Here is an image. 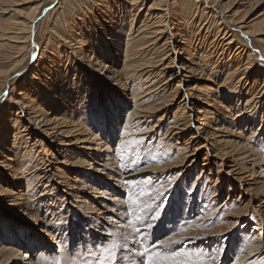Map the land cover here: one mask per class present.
Segmentation results:
<instances>
[{
  "label": "bare ground",
  "instance_id": "bare-ground-1",
  "mask_svg": "<svg viewBox=\"0 0 264 264\" xmlns=\"http://www.w3.org/2000/svg\"><path fill=\"white\" fill-rule=\"evenodd\" d=\"M126 1L128 2L129 0ZM146 1L147 0H130L129 3L132 6H122V3H118L119 6L122 7H117L118 16H113L112 14L111 16L105 14L104 16H102V13H99V15L104 19V22H106V25H111L109 26L111 28L110 32L108 31L106 25L99 24L96 15H92L91 21L93 22H91L90 19L89 22L94 23L93 26L95 29L101 27V35L105 36L106 39L103 42L105 48L104 53L100 55L99 58L97 56L95 57V63L98 66H101V69L107 71L108 73L106 74H110L111 78L113 77L115 79L116 75L117 78L114 82L117 86H120L122 90H125L126 87L127 90H129V83H131L132 88L130 89V96L133 102H135L134 114L139 119V121L147 118L153 119L156 116L161 115L158 119V123L160 124L157 123L155 124V126H153L154 131L156 127L162 124L164 125L168 120V116H170L171 113L174 112V110L176 111L173 114V125L167 129L168 137H170V139H167V142L170 144L171 140L175 138L177 141L179 139H182L183 143L181 145L183 146L181 149L184 150V152L181 156V160H179L178 163H170L173 165H169V163L167 164L166 162V158L168 156V149L170 148V145L166 146L162 153L160 151L159 153H161V155L157 154L158 156L156 161L158 160L157 163L159 162L161 164H163V162H166V164L164 165L167 166H165L162 172L175 173L177 171L180 172L183 170L188 171V169H190L191 167L193 168L196 167V165H200V174L202 172V174L205 173L206 175L204 176L207 177V179H209L211 182L212 178L210 177V175H208V173L211 172L212 165L216 163L217 160L228 161V159H231L230 162L232 161L234 163L231 162L228 166L229 169L225 171V174L229 177L230 189L233 188V186H237L232 182L235 181L238 183L237 188H244L245 194L247 196L241 197L240 200H238L239 203L234 202L238 208L236 207V212L228 213L225 215L228 221L225 219L227 221L226 225L222 227L225 229H230V227L236 225L237 221L239 220L233 219V217L242 218L247 214L249 209H255L264 220V198H262L256 206L252 204L261 193L260 190L262 188L258 187L259 184L256 185L257 183L261 182L259 177H264V136H262V133L260 131L262 127L264 128V124L260 128H253V125L250 124L247 127L249 123L243 122L245 110L248 104H250L249 109L251 108V110L252 108H260V111L262 112L264 118V80L262 82V85L258 87L261 78L259 77L258 73H256V58L254 57V55H259L264 58V14L262 18L259 19L255 16H252L253 14L248 15V9V11H246L247 13L245 12L244 15L234 18L235 16H232L231 12L232 8H228L229 10H226L227 6H224L223 0H173L172 2H170V0H153L152 3L149 4L145 12L144 18L140 20V16L142 14H139V11H141V9L137 11V6L141 4V6L143 7L146 4ZM190 2L192 3V8L195 7L196 11L194 12V14H192V12L186 13L185 11V5H190ZM102 5L103 4H101V6ZM39 6L40 4H37L35 6L33 12L29 15L30 17L16 22L17 28L15 27L16 30L13 29L15 32H10V28H7L8 30H6V32H0V47H5L7 46L6 43L10 44L12 42L18 53L23 51L22 49H24L26 42L32 41L33 32L39 24V22L36 23L37 17L39 15V13H37L36 11L39 10ZM199 8H202L206 13H209L211 15L213 23L215 25L211 24V19L210 24L204 22L202 17L198 19ZM171 10L174 11L172 12ZM133 11H135V14H131ZM228 12H231V14H229ZM128 15H133V17L129 20L130 27L127 28V31H129L127 33L124 31L126 28L123 27V25L124 23L127 24L126 17ZM107 16L109 18L111 17L110 20L107 19ZM83 19L84 18L82 17V21H85ZM135 23L136 25L134 26ZM77 26L80 25L78 24ZM170 26L173 27V30L172 28L170 29L171 31L169 30ZM215 26H217V28ZM80 29L81 26L77 29V31H75L78 35H81L78 31ZM87 31L90 32L91 29H87ZM169 31L171 35H179V40H177L178 44L176 46V48L179 50V55H174L173 57L165 56L161 60H154V55L156 54L155 46L160 44V47L163 49L162 51L167 50V47H169V39H172V36L168 34ZM10 33H13V35H9ZM22 34L25 35L21 36ZM133 34H135V36H132ZM84 35L85 34L80 36L82 37L80 39L81 42H83V39H85ZM212 35L213 39L210 40ZM94 37H96V39L99 38L98 36ZM73 39L75 40V38ZM18 42H20L21 46H19L20 44H18ZM67 42L70 43L69 40ZM35 45H38L40 48L39 41H36V39ZM206 46H208V48H206ZM171 47L170 49H168V53H170V50H172ZM20 49L22 51H20ZM45 49L46 48H41V50L39 51L40 55L38 56L37 60H39L41 64L39 63L33 66L34 68L32 67L33 69L36 68V70H32L33 73L30 79H39L40 81L38 80V83L41 86H43L41 83H43V81H46L47 89H49V87L54 88L53 94H55L54 96H57L56 98L60 100V102L57 103L58 107L56 109H52L49 108L50 102H44V106L42 104H33L30 102V100L21 98L20 100L22 102H20L19 100V104H24V107L29 108L32 114V120H34L37 127L42 128L44 134H35L33 138L28 136L29 132L27 133V129L30 127V125L25 126L24 124H22V116H20L21 114L19 115L18 113H16V118L14 120V125H16L15 131H13L14 134L12 135L11 142H8L15 151L12 154H8L5 157V160L0 161V166L5 170V176L3 178H0V199L2 200V202L13 212H22V215L25 216H20L21 219L23 218L22 220H26L27 218L29 221L33 222L31 223L33 226L40 224L44 225L41 226L40 230L38 231L40 233L39 235L41 236L40 238L43 241H34L32 239L29 240L30 236L26 235V233L19 236V241L24 242V239H26L28 240V242H30V244H37L38 248L42 250V252L38 256L39 259L45 257L46 259L50 260V258L53 257L54 254L43 256V251L50 249L51 245L54 244L58 248L66 247L68 251H70L68 254H66V250H62L63 258L67 261L68 264H75V262L77 264H82L83 261H88L89 259H86V257H89V254L92 253L94 249L89 246L86 248L83 247V240L77 243L73 241L74 235H72L71 233L72 231H74L73 223H71V225L62 227L61 223L65 221L63 219V221L60 222V220H62V215H70V213L72 214L73 209L71 208H75L76 211L72 215L74 216V214H77V216L80 218L81 214H83L84 222L89 221L93 225H97L99 219L101 218L109 221L108 225L110 227H106L105 230L107 234L109 233L110 235H104L102 240L100 239L101 237H99L97 242L105 240L110 245L111 242L113 243L119 237L123 239L126 238V244L129 247L124 250H131L132 261L140 257L144 259V262L147 260L148 263L149 261H151V263L153 264L158 258H166L167 255H169L166 247V242L168 241V239L172 238V236L168 237L167 235H165L167 233L166 229H162L159 231L161 234H163L162 236H160V239L162 240L157 241L152 247H148V245H146V241L149 239L146 234L151 232H147V230H150L146 229L148 226L145 227L142 225L138 229L140 231H143L141 235L146 236L144 241H140V234H138L137 238L133 239V235L135 233L134 228L136 227L133 224L131 214L132 206H128L130 209H127V205L122 204L124 201H122L121 199L125 194V185H123L126 183L125 177H122L121 173L116 170L115 163H113V157H108L109 154H104L107 156V158L105 159L106 156L103 158L100 154L103 150H105V148H103L104 143L101 141L102 137H100V135L105 136L106 133H110L111 136H113V130L119 123L118 120H122L123 117L122 112H119V106H122L121 104H123V106H128V104L122 101L120 97H107L109 98V100L104 104V99H101L100 96H98L95 102L100 105V108L102 107L104 112L103 117L99 112H95V108H93L94 112H92L91 109L88 110L83 118L81 116H79V118L75 117L76 114L78 115V111L73 112L77 105L75 100L72 102V98H78V96H76L79 93L78 88L80 86L78 85L86 83L89 80L84 76V74H82L83 71H80L79 75H77L74 80H68L63 76V74L58 75L54 72L52 76L51 72L53 71H51L50 69L45 74H42V76L45 77L43 79L40 74V71L42 70L41 68L43 67L41 61H43L49 53L48 51L47 53ZM90 52L91 54L89 56H94V54L98 52L96 46H91ZM180 52L182 55L180 54ZM34 53L37 54L36 51H34ZM218 53H220L221 57L223 56V58L227 57V61L223 63L221 62L222 66L220 67V69H224L225 71L224 79L220 82L211 80L213 82V85L217 86V88H214L212 85H206L205 83L200 85L198 82H196L198 73H200L203 68L207 66V64H209V70H211V73H215L214 70L217 66V63L216 61L209 62V59L210 56L214 57V55H217ZM118 55H122L123 65L121 67H118V61L114 59V56ZM49 59V62L52 63L53 59L50 57ZM106 63L110 65H107ZM21 66L22 64H20L18 68H14L13 73L4 76L6 78L4 79V83L6 86H9V90H11L12 92L15 91L14 87L17 84H13L11 79L15 76L24 78L26 77L25 72L28 66L25 65L23 68ZM57 66L58 65L55 64L54 67ZM19 67L22 69H20ZM252 72L254 75L256 74V77H253V79L251 76ZM53 78L54 80H52ZM134 80H136V82ZM33 84L34 82H31L27 79L19 83L20 87L24 86L26 90L34 86ZM202 88H204L205 91ZM229 88H232L234 90H237V88L241 89L242 97L239 98V96L237 95H231L232 97H230L228 101L226 100V102H222L220 100L222 102L220 103L221 106L220 110L218 111V115L220 118H215V120L210 121L212 113H214V111H212L210 107L213 109L217 108L216 106L218 105L217 99L219 93H221L224 89ZM136 89L139 90V94L136 93ZM94 91L95 89L87 88V92L79 95V99L81 96L83 98L87 97L86 99L89 100L92 97ZM255 91L256 93L253 94ZM12 92H10L9 94L12 96L15 95L12 94ZM202 92L204 93V95H200V93ZM181 95L183 97L182 99H179L181 98ZM3 96H1V98H3ZM200 96L203 99L201 100V102L204 103L203 105H206L207 107L199 106L195 112H192L193 107L191 105L195 106V103L198 102ZM242 98L245 99L244 103L242 102L243 100H241ZM113 99H116L117 101L114 102ZM138 100L140 101L136 102ZM243 104L244 107H246L244 108V110L242 109ZM104 106L106 107L104 108ZM12 108L14 111V107ZM105 111H107V118H105ZM230 111L231 113H234L235 111V115L229 122H227L230 124L229 125L226 123V117L229 116L228 112ZM70 115L75 118H68V116ZM223 115H225V117H223ZM218 122L219 124L213 125V123ZM52 123L57 125L53 126L55 130H51L52 128H49V125H52ZM126 124H128V121L125 122V125ZM226 124L229 127H225ZM261 124L262 123H260L259 126ZM242 125L246 126L247 129L245 130V127L242 128ZM5 126L3 125L2 129L6 128ZM97 126L101 127V129L97 128ZM231 126L233 128H238L237 132L235 133L236 138L234 137V142L233 140L231 141L230 138H226V134H224L226 133V128L230 129ZM98 129L102 130L103 134L102 132L99 133ZM159 129H161V127ZM194 130L195 132L189 133L190 131ZM247 130L249 131V136L254 137L253 139L255 140V144H251V142L247 143L248 139L246 138L247 135L245 133V131ZM56 132H59V134L63 135V137H68L67 139H61L59 145L65 147L66 149L67 146L70 145L72 147H75L73 148L75 152H71V158H74L73 162L70 163L71 165L82 164L83 162H86V156L89 157V159L91 158L90 160H93L94 162H96L98 158L102 159V163H99L97 169H94V171L99 172L101 170H109L110 172L106 173L105 175V182L101 179H99L101 181H99L98 179H94V175H89L88 173L81 174L82 176L86 177V179L83 180L79 177L73 179V182L70 181V178L66 179L65 171L63 169H60V167L57 165V161L55 162L53 160L55 156L50 154L51 151H48L49 147L44 146L45 141L38 138V136H41V138H47L48 140L52 141L54 139L53 135L57 134ZM187 134L188 136L185 137V135ZM156 140L157 139H155V141ZM231 142L234 143V145L230 146L231 149H227V145ZM178 144L179 142H177V145ZM2 147L4 146H1L0 154H3ZM22 148L25 149L18 155L19 150H22ZM7 149H9V147H7ZM239 149H241L240 152H238ZM78 150L83 154V156L82 154L81 156H76ZM97 152L98 155H96ZM189 152L191 153L189 154ZM201 154L204 155L202 163L200 162ZM47 156H51L53 159L47 158ZM80 157L85 160H81ZM168 157H170L171 159V155ZM47 162H49V164H47ZM174 162H176V160ZM17 164L19 166H17ZM45 165L46 170H44ZM42 169L45 171H43L45 174H43L44 176H41L42 172L40 170ZM206 171L208 173H206ZM56 172H58L59 174H57ZM247 172L250 174L245 175ZM8 175L10 176L11 181L10 179H8ZM54 175H58V178L63 177V179H66V185H63L64 189L62 191L63 194L67 197L62 196V194L57 192V190L62 187L60 183L62 181H58V183H53L52 186L47 187L48 185H50L48 183H50V179L53 178ZM249 175L251 177H248ZM89 176H91L90 179ZM204 176L203 178H205ZM43 178L48 180V183H46L44 188L40 189L41 186H38L37 184L40 183ZM88 181L93 183L87 185ZM77 182H81L80 185L88 186L89 189L94 190L95 193L91 191L92 193L86 194V191L83 192L82 190L84 188H81ZM96 182L99 184L98 187L94 186V183ZM213 187L215 188V186ZM231 190H229V192ZM47 191V196H44L43 194ZM250 191H253L254 195H251ZM215 192H217V194H215L216 196H218L220 190H217ZM261 195H264V192ZM69 196L74 198L76 197L74 203L72 205L70 204V206L67 202L70 200ZM80 196L86 197L87 199L85 200ZM63 197L67 198L68 200H66L65 198L63 200ZM89 200H91L93 203ZM94 204H98L99 208H96ZM59 206L62 207L59 209ZM223 207L224 204H222L219 208ZM49 215H52L50 221H48ZM141 215L142 213L138 212V214L135 215V219H141L142 222L145 223V215L143 214L142 217ZM202 215L203 214H200V216ZM54 220H57V223L60 224L59 227L54 226ZM151 222L152 220H149V223ZM67 224H69V222ZM77 224L80 225V223L78 222ZM171 225L172 224H170L168 227H170ZM70 229H72L71 232H69ZM192 231L195 230L192 229ZM3 232L5 233V231ZM196 232H194L195 236L197 235ZM203 232L211 234V232L208 231ZM1 233L2 232L0 228V236H2ZM68 233L70 234V237ZM180 234L182 235L183 233L181 232L178 235H174V239L177 238ZM188 234L191 233L186 232V235ZM195 236L190 238L192 241H187L185 245L191 246L192 249L190 248V250H192L193 252L197 251V253L202 258H206L208 255H210L208 252L209 250L204 248L201 241H198ZM16 243L19 242L17 241ZM194 246H197V248H194ZM98 247L99 246H96V251H100ZM75 250H79V252H82L84 256L73 253ZM17 251L18 245L16 246L15 243L13 244L9 240L0 239V263L4 257H9L11 260L12 255L16 254ZM246 251L245 253H248ZM119 254V258L123 259L125 257L129 259L125 252H119ZM15 257L16 256H13V258ZM15 259H19V261L24 264H37L31 257H27L26 254H21L20 258ZM87 264H89V261Z\"/></svg>",
  "mask_w": 264,
  "mask_h": 264
},
{
  "label": "rangeland",
  "instance_id": "rangeland-1",
  "mask_svg": "<svg viewBox=\"0 0 264 264\" xmlns=\"http://www.w3.org/2000/svg\"><path fill=\"white\" fill-rule=\"evenodd\" d=\"M152 1L153 0H147L146 4L143 7L141 6V4L140 5H138L139 3L137 4L138 5L137 11L141 9V11H139V14L140 13L142 14L140 16V20L144 18L145 12L149 4L152 3ZM172 1L173 0H170V2ZM257 1L258 0H223V4L225 7L227 6L226 10H229L230 8H232L231 12H232V16H235L234 18L244 15L245 12L248 11L249 9L250 12L248 11V15L253 14L252 16H255L260 19L262 18L264 14V0H260L258 2ZM129 2L130 0L128 2L126 0H60V1L59 0H37V1L36 0H7V1L0 0V32H6V30H8L7 28H10L9 30L10 32L16 30L17 28L16 22L22 19H27V17H30L29 15L33 12L35 6L37 4H40L39 10L36 11L37 13H39L36 23L39 22V24L37 25V28L33 32L32 41L26 42L24 49H22L23 51L20 49V51L22 52L18 53L15 46H13L14 44L12 42L10 44L6 43L7 46L5 47H0V92H1V96L4 95L3 98H1L0 96V148L1 146H4L2 147L3 154H0V161L5 160V157L8 154H12L15 151L9 145L8 142L9 141L11 142L12 135L14 134L13 131H15L16 125H14L15 124L14 120L16 118V113H18L19 115L21 114L20 116H22L21 117L22 124H24L25 126L30 125V127L27 129L28 130L27 133L29 132L28 136L33 138L35 134L37 135L38 133L44 134V132L42 131V128L37 127L34 120H32V114L29 108L24 107V104H19L20 102H22L20 100L21 98H24V99L26 98L25 100H30V102L33 104H38V105L42 104L44 106H45V104H43L44 102H47V103L50 102L49 108H52V109H56L58 107L57 103H59L60 100L56 98L57 96L56 97L54 96L55 95L53 94L54 88L49 87V89H47L46 81H43V83H41L43 86H45L43 87L38 83L39 79L38 80L30 79L33 73L32 70H36V68L33 69L34 68L33 66L40 63L39 60H37L38 56L40 55L39 51L41 50V48L42 49L46 48L45 49L46 52L48 51L49 53L47 52L48 53L46 56L47 58L45 57L44 60L41 61L43 67L41 68L42 70L40 71L41 77L43 79L45 77H43L42 74H45L50 69L51 71H53L51 72L52 76L55 72V74L57 73L58 75L63 74V76L67 78L68 80H74L75 77L79 75V72L83 71L82 74H84V76L87 77L89 80L86 83L78 85L80 86L78 88L79 93L76 95L78 96V98L77 97L72 98V102L75 100L76 105H77V107H75V110L74 111L72 110V111L73 112L78 111V115L76 114L75 117L79 118V116H81L83 118L88 112V110L90 109L92 112H94V110L96 113L99 112L101 116L103 117L104 112H103L102 107L100 108V105L97 102H95L98 96H100L101 99H104L103 101L104 104L107 103L109 100V98L107 97H116V98L120 97L122 101L128 104V106H125V105L123 106V104H121L122 106H119V112H122L123 117H122V120L121 119L118 120L119 123L117 124L116 128H114L113 130V136H111L110 133H106L105 136L100 135V137H102L101 141L104 143L103 148H105V150H103L100 154H101V157L103 158L106 156L104 154H109L108 157H113L114 158L113 163H115L116 170L121 173L122 177H125L126 183L123 184L125 185V188H124L125 194L121 199L122 201H124L122 204L127 205V209L130 206H132L131 214H132L133 224L136 227L134 228L135 233L133 235V239L137 238L138 234H140L141 236L140 237L141 242L144 241V239L146 238L145 235H141L143 231L138 230L142 225L145 227L148 226L146 229H150V230L149 231L147 230V232L151 231L150 233L146 234L147 237L149 238L146 241V245H148V247H152L153 245H155L157 241L162 240L160 239V236H162L163 234L159 232L162 229L163 230L166 229L167 233L165 235H167L168 237L172 236V238L168 239V241L166 242V247H167L169 255H167L166 258L156 259V261L153 264H264V220L262 219L261 215L258 214V212L255 209H251V210L249 209L247 214L244 215L242 218L233 217V219H236V220L239 219L238 220L239 222L237 221V224L231 226L230 229L226 228L228 229L226 230L225 228L222 227V226H225L226 222L228 221L225 215L228 213L236 212L238 208L234 202L239 203L238 200H240L241 197L247 196L245 194V189L241 187L237 188L238 183L235 181H232V182L237 186H233V188H231L232 190L230 189L229 177L225 174V171L229 169L228 166L232 162V161L230 162L231 159H228V161L227 160H220V161L217 160L216 163L212 165L211 172L208 173L206 171V173H208V175H210V177L212 178L211 182L209 179H207V177L204 176L206 175L205 173L202 174L203 173L202 172L200 174V171H201L200 165L198 166L196 165V167H193V168L192 167L190 168L189 166L191 170L188 169V171L183 170L180 172L177 171L175 173L174 172L173 173L162 172L166 166L164 165L166 164V162L167 164L169 163V165H173L170 163H174V164L178 163L179 160H181V156L183 155V152H184V150L181 149L183 146L181 145L183 143L182 139H179L177 141L175 138L171 140L170 144L167 142L168 141L167 139H170V137H168L167 129L173 125V120H174L173 114L176 111L174 110V112L171 113L170 116H168V120L165 123L166 125L164 124L165 127L162 124L163 126L160 125L156 128L154 127L155 128V131H154L153 126H155V124L158 123V119L160 118L161 115H158L153 119L147 118V119H142V121L141 120L139 121V119L134 114L135 102H133L130 96V89L132 88L131 83H129V87H130L129 90H127V87L125 88V90H122L121 87L117 86L114 82L117 78L116 75H115V79L113 77L111 78L110 74H106L108 73L107 71L101 69V66H98L95 63V57L97 56L99 58L100 55L104 53L105 48H104L103 42L106 39H105V36L101 35L102 34L101 33L102 30L100 29L101 27L95 29L93 26L94 23H91L93 22L91 21L92 15L97 16L99 24L106 25V22H104V19L102 18V16H104V14L108 16L109 15L111 16V14L113 16H118L117 15L118 14L117 7L119 6L118 3H122V6L123 5L132 6ZM100 3L103 5L101 6ZM119 7L122 8L121 6ZM184 8H185L186 13L192 12V14H194V12L196 11L195 7L192 8L191 2H190V5L187 4L185 5ZM171 11L173 12L174 10H171ZM231 12H228V13L231 14ZM99 13H102L101 14L102 16H100ZM131 14H135V11H133ZM198 14H199L198 19L202 17L204 22L208 24H210V21L212 20L211 24L215 25L213 23V19L211 15L209 13H206L202 8H199ZM82 17L84 18L83 20L85 21H82ZM132 17L133 15H128L126 17L127 24L124 23L123 25V27L126 28L124 31L127 33L129 32L127 31V28L130 27L129 20L132 19ZM110 18L108 17L107 19L110 20ZM89 19L91 22H89ZM78 24L81 26V29H80L81 31L78 30L81 35H78L77 32H75L80 27V26H77ZM135 25L136 23L134 24V26ZM106 26H107L108 31L110 32L111 28L109 26L111 25H106ZM215 27L217 28V26ZM171 28L173 30L172 26L169 27V30ZM87 29H91V31L89 32L87 31ZM170 31L168 32V34H170ZM83 34H85L84 35L85 39H83L85 42L84 41L81 42L80 40L82 38L80 36H82ZM9 35H13V33H10ZM24 35L25 34H22L21 36H24ZM94 36H98L99 38L96 39V37ZM132 36H135V34H133ZM171 36H172V39H169L170 41L168 43L170 45L169 47H167V50L162 51L163 49L160 47V44L157 45L159 48L155 46L156 54L154 55L155 56L154 60L156 59L161 60L165 56L173 57L174 55L175 56L179 55L178 53L179 50L176 48L178 44L177 40H179V37H178L179 35L172 34ZM73 38H75V40ZM35 39L36 41H39L40 48L38 45H35ZM212 39H213V35L211 36L210 40ZM68 40L70 41V43L67 42ZM18 44H20V42H18ZM19 46H21V44ZM91 46H96L98 50L97 52L98 54L96 53L92 57L89 56L91 54L90 52ZM170 47L172 48V50H170V53H168L169 52L168 49H170ZM206 48H208V46H206ZM34 51H36L37 54L34 53ZM49 57L53 59L52 63L49 62L50 60ZM254 57L256 58V67H255L256 73H258L259 77L261 78L260 84L258 86L260 87L264 80V58L259 55L257 56L254 55ZM114 59L118 61V67H121L123 65L122 55L114 56ZM226 59L227 57H224V58L223 56L221 57L220 53H218L217 55L215 54L214 57L210 56L209 62L216 61L217 63V66L215 67V70H214L215 73H211V70H209V64H207V66L203 68V70L200 73H198L196 82H198L200 85L205 83L206 85H212L214 88H217V86L213 85V82L211 80L215 82H220L221 80L224 79L225 71L224 69H220V67L222 66L223 62L227 61ZM119 63H120V66H119ZM20 64H22L21 66L22 68L25 65L28 66L25 72L26 77L24 78V77L15 76L14 78L11 79L13 84L15 85L17 84L14 87L15 91L12 92L11 90H9V86L5 85L4 79L6 78L4 76H7L8 74L13 73L14 72L13 69L18 68ZM55 64H57L58 66L54 67ZM106 64L110 65L108 63ZM251 76L253 79V77L254 78L256 77V74L254 75L252 72ZM25 79L30 80L31 82H34L33 84L34 86H32L33 88L30 87V89L26 90L24 86L20 87L19 83L21 81L23 82ZM52 80H54V78ZM134 81L136 82V80ZM87 88L95 89L94 93L92 94V97L90 98L91 100L86 99L87 97L83 98L81 96L79 99V95H82V93L83 94L86 93ZM135 91L138 94L140 93L139 90L137 89ZM10 92H12V94H15V95L13 96L10 95L9 94ZM255 93L256 91L253 94ZM201 94L204 95L203 92L200 93V95ZM231 95L233 96L237 95L239 96V98H241L242 91L239 88H237V90L229 88V89H224L221 93H219V96L217 99L218 105L216 106L217 108L213 109L210 107V109L214 111V113H212V117L210 118V121L215 120V118L217 119L220 118L218 115V111L220 110V106H221L220 103H222L223 101L226 102V100L228 101L230 97H232ZM182 97L183 96L181 95V98L179 99H182ZM19 100L20 102H18ZM201 100L203 99L200 96L198 102L196 103L194 102L196 105L195 106L191 105L193 107L192 112H195L199 106H206V105H203L204 103H202ZM241 100H243L242 102L244 103L245 99L242 98ZM113 101L115 102L117 100L113 99ZM139 101L140 100L136 102H139ZM12 107H14V111ZM105 107L106 106H104V108ZM249 107H250V104H248L247 108L244 107V104L242 106L243 110L244 108H246L243 122L249 123L247 127L250 124L254 126L253 128L262 127V125L264 124V118H263L262 112L260 111V108H257L258 109L257 111V109L252 108L251 110V108L249 109ZM93 108L95 109L93 110ZM235 111L234 113H231V111L228 112L229 116L226 117L227 119L226 123L229 122L231 118L235 115ZM106 113L107 111H105V118H107ZM75 117L71 115L68 116V118L70 119L75 118ZM223 117H225V115H223ZM126 121H128V124L125 125ZM260 123L262 124L259 126ZM214 124H219V122L213 123V125ZM227 124L225 125V127H229ZM3 125L4 126L6 125L5 126L6 128L2 129ZM54 125L56 124L52 123V125H49V128H52L51 130H55L53 128ZM149 126H152V127H149ZM160 127L161 129H159ZM243 127H245V130L247 129L246 126L242 125V128ZM97 128L101 129V127H98V126ZM230 129L226 128V131H225L226 133L224 134H226V138H230V140L231 141L233 140L234 142V139L236 138L235 133L237 132L238 128L237 127L233 128L231 126ZM98 131L99 133L102 132L103 134L102 130L98 129ZM260 131L262 133V136H264L263 127L260 129ZM59 132H56L57 134L55 135L52 134L54 137L52 141L48 140L47 138H41V136H38V138L43 139V141H45L44 146L45 147L48 146L49 147L48 151L49 152L51 151L50 154L55 156L54 159L51 156L50 157L47 156V158H52L55 162L56 161L58 162L57 165L60 167V169H63L65 171L66 179L70 178V181H72L73 179H76V177L77 178L79 177L83 180V179H86V177L82 176L81 174L88 173L89 175L93 174L95 177L94 179L96 180L101 179L102 181L105 182V175L106 173L110 171L109 170L108 171L101 170L99 172L94 171V169H97L99 163H102L101 158L100 159L98 158L96 162H94L93 160H90L91 158L89 159V157L86 156V162H83L82 164H75V165L70 164L73 162V159H74V158H71L72 156L71 152L72 151L75 152V150H73V148L75 147H72L70 145V146H67V149H66L65 147H62L61 145H59V142H61L60 141L61 139L68 138V137H63V135H60ZM191 132H195V130L190 131L189 133ZM245 133L247 135L246 138L248 139L247 143L251 142V144L253 143L255 144V140L253 139L254 137L249 136V131L247 130L245 131ZM151 134H152V137H151ZM187 136L188 134L185 135V137ZM155 139L157 140L155 141ZM177 142H179L178 145H177ZM169 145L171 149L170 148L168 149V156L171 155V159L170 157L167 156L168 160L166 158V162H163V164L159 162L157 163L158 161V160L156 161L157 156L161 155L165 147ZM231 145H234V143L232 142L229 143L227 145V149H231L230 148ZM7 147H9V149H7ZM24 149L25 148H22V150H19L18 155ZM160 151L161 153H159ZM178 151H180L181 154ZM240 151L241 149H239L238 152ZM190 153L191 152H189V154ZM76 154H77L76 156H81L82 153H80L78 150ZM96 155H98V152L96 153ZM200 156H201L200 162L202 163L203 162L202 159L204 155L201 154ZM94 158H97V157H94ZM106 158L107 156L105 157V159ZM81 160L84 161L85 159L81 158ZM175 160L176 162H174ZM47 164H49V162H47ZM17 166L19 165L17 164ZM44 170H46V165L44 166ZM44 170L43 169L40 170L42 172L41 176L45 175ZM56 173L59 174L58 172ZM248 174L250 173L247 172L245 175H248ZM231 175H235V174H231ZM4 176H5V170L3 169V167L0 166V178H3ZM57 176L58 175H54V177L50 179V183H48V180L45 179L47 177L46 176L37 185L38 186L40 185L41 188L40 187L39 188L42 189L45 187L46 183L50 184L47 186V187H50L53 185V183H58V181H62L60 182L62 187H60L57 190V192L62 194V196H65L62 190L64 189L63 185H66L65 183L66 179L65 178L63 179V177L58 178ZM203 176L205 178H203ZM248 177H251V176L249 175ZM260 177L259 179L261 182L257 183L256 185L259 184L258 187L259 188L261 187L262 189L260 190L261 191L260 195H258L259 197L256 198L254 202L252 203L254 204V206H256L260 202V200L264 198V195H261L264 192V179H262L264 177L262 178ZM90 178L91 176H89V179ZM8 179H10L11 181V178L9 175H8ZM77 183L79 185L81 184V182H77ZM90 183H93V182L88 181L87 185L88 184L90 185ZM98 185L99 184L97 182L94 183V186L98 187ZM210 186H211V189H210ZM213 186H215V188ZM80 187L84 188L82 190L83 192L86 191V194H89L92 192L95 193L94 190L89 189V187L86 185H80ZM217 190H220L218 196H216L217 192H215ZM229 190L231 191L229 192ZM47 193L48 191L44 193L43 195L47 196L46 195ZM250 194L254 195L253 191H250ZM65 197H63L62 199L64 200ZM69 198L70 200L67 202H68V205L70 206V204L72 205L74 203V200L76 197L74 198V197L69 196ZM82 198L85 200L87 199L86 197H82ZM65 199L68 200L67 198ZM89 201L92 202L91 200ZM133 202H135V204H138V205H135ZM222 204H224V207L219 208L221 207ZM94 205L96 208H99L98 204H94ZM61 207L62 206H59L58 208L60 209ZM71 209H73L72 211L73 213L76 211L75 208H71ZM138 212L142 213L141 217L143 216V214L145 215V221H144L145 223H143L141 219L139 220L135 219V215L138 214ZM72 214L71 213L70 215L64 214L61 216L62 220H60V222H62L63 219L65 221L61 223V226L65 227L73 223L74 231H72V229L69 230V232L72 231L71 233L72 235H74L73 241L77 243L83 240V247L86 248L89 246L92 249H94V251L89 254V257H86V259H89L88 260L89 264H96L98 260L99 261L97 264H142L144 262L143 261L144 259L140 257L137 258L136 260H133V261L131 260V257H132L131 250H124L129 247L126 244L127 243L126 238L123 239L119 237L113 243L111 242L110 245L105 240L101 242H97L99 237H101L100 239L102 240L104 235L105 236L110 235L109 233L107 234L105 230L106 227H110L108 225L109 221L101 218L99 219V222L97 225H93L89 221H86V222L83 221V218H84L83 214H81L80 218L77 216V214H74V216ZM200 214H203V215L200 216ZM21 215H22V212H18V211L13 212L7 206H5V204L0 199V228L2 232L1 233L2 236H0V239L9 240L11 243L13 244L15 243L16 246L18 245V251L16 254L12 255V259L10 260L9 257H4L0 264H24L21 261H19V259H15V258H20L21 254H26L27 257H31L33 261L37 264H45V263L47 264H68L62 255V250H66V254L70 252L68 251L66 247L58 248L56 245L50 243L52 244L51 248L48 250H44L43 256L52 255V254H54V256L51 257L50 260L46 259L45 257H42L39 259L38 256L42 252V250L38 248L37 244H30V242H28V240L26 239H24V242L19 241L20 240L19 236H21L24 233L30 236L29 240L32 239L34 241H43L40 238L41 236L39 235L40 233L38 231L40 230V227L44 225L40 224V225L33 226L31 224L33 222L29 221L27 218L26 220L25 219L22 220L23 218L22 219L20 218ZM22 217H25V216L22 215ZM51 218H52V215H49L48 221H50ZM191 219H195V220H191ZM149 220H152V222H154L155 224L157 223L158 224L155 225L152 222L149 223ZM54 222H55L54 224L55 227L60 226V224L57 223V220H54ZM66 222L67 223L69 222V224H67ZM77 222L80 223V225L77 224ZM173 223H174V226H173ZM170 224L172 225L168 227ZM172 227L173 228L175 227V228L173 229ZM192 229L195 231H192ZM3 231H5V233ZM203 231L211 232V234L205 233ZM181 232L183 233L182 235L181 234L179 235L181 237L178 236L177 238L174 239L173 236L176 234L178 235ZM186 232L191 233V234L186 235ZM194 232L197 233L196 236ZM68 235L70 237L69 233ZM194 236L196 237L198 241H201L204 248L209 250L208 252L210 255H208L206 258H202L197 253V251L193 252L192 250H190L191 246L185 245L187 241L189 240L192 241L190 238ZM17 241L19 243H16ZM96 246H99L98 249H100V251L99 250L96 251ZM194 248H197V246H194ZM181 249L182 250L184 249L183 250L184 252ZM245 251L248 253H245ZM119 252L120 253L125 252V254L129 257V259L125 257L123 259L119 258L120 257ZM73 253L84 256V254L82 252L80 253L79 250H75ZM13 256H16V257L13 258ZM88 261L86 262L83 261L82 264H87ZM146 263L149 264L147 260L143 264H146ZM75 264L77 263L75 262Z\"/></svg>",
  "mask_w": 264,
  "mask_h": 264
},
{
  "label": "snow or ice",
  "instance_id": "snow-or-ice-1",
  "mask_svg": "<svg viewBox=\"0 0 264 264\" xmlns=\"http://www.w3.org/2000/svg\"><path fill=\"white\" fill-rule=\"evenodd\" d=\"M133 203H135V202H133ZM149 264H151V261H149Z\"/></svg>",
  "mask_w": 264,
  "mask_h": 264
}]
</instances>
